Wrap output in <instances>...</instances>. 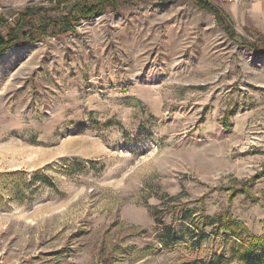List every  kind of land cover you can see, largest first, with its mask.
<instances>
[{
  "label": "rangeland",
  "instance_id": "1",
  "mask_svg": "<svg viewBox=\"0 0 264 264\" xmlns=\"http://www.w3.org/2000/svg\"><path fill=\"white\" fill-rule=\"evenodd\" d=\"M60 2L0 0V31L32 6L66 15ZM251 3L213 4L234 37L196 0H145L0 56L5 264H183L264 237Z\"/></svg>",
  "mask_w": 264,
  "mask_h": 264
},
{
  "label": "trees",
  "instance_id": "2",
  "mask_svg": "<svg viewBox=\"0 0 264 264\" xmlns=\"http://www.w3.org/2000/svg\"><path fill=\"white\" fill-rule=\"evenodd\" d=\"M61 1L62 2L56 5L52 12H57L61 7L65 8L69 4L71 7L69 10L67 9L68 12L66 15L56 17V19L48 18L47 15H44L45 18H40L41 14L49 13L45 11V8H36L32 6L21 11L17 16L15 27H8V33L6 35L0 31V56L16 47L39 42L48 36V31L51 30L52 27L58 29V31L62 33L73 31L74 25L72 18H76L75 16L77 15L78 18L82 20H93L106 14L108 9L115 10L125 3L133 1L142 3L145 0H93L92 2L88 0ZM174 1L176 0H157V2L162 4H168ZM196 1L202 10L215 16L218 24L230 37H234L231 27L227 24L223 11L219 10L213 4L203 2L202 0ZM37 17L40 20L38 23H35ZM229 221V214L224 213L220 216L218 222L223 228L234 226L229 225ZM195 238H197L196 235ZM198 239L200 242H203L205 237L198 236ZM181 240L182 238L173 239L169 244L182 242ZM234 262H238L239 264H264V237H250L248 244L244 246L232 245L229 248L228 257L222 254H214L209 259L185 260L183 264H231Z\"/></svg>",
  "mask_w": 264,
  "mask_h": 264
},
{
  "label": "crops",
  "instance_id": "3",
  "mask_svg": "<svg viewBox=\"0 0 264 264\" xmlns=\"http://www.w3.org/2000/svg\"><path fill=\"white\" fill-rule=\"evenodd\" d=\"M179 1V0H176ZM180 1H185V0H180ZM223 5V4H222ZM221 4L218 5V7L222 6ZM251 14L256 18V19H262V23L264 22V0H254L251 3ZM235 9L236 6H233ZM207 12V11H205ZM209 13V12H208ZM211 14V13H210ZM261 33V32H259Z\"/></svg>",
  "mask_w": 264,
  "mask_h": 264
},
{
  "label": "built area",
  "instance_id": "4",
  "mask_svg": "<svg viewBox=\"0 0 264 264\" xmlns=\"http://www.w3.org/2000/svg\"><path fill=\"white\" fill-rule=\"evenodd\" d=\"M59 0H48V2L56 4ZM203 2H207L210 4H239L241 3L242 0H202ZM252 2L254 0H251ZM4 10L0 5V13H2ZM13 22V18L8 20V23H12ZM0 264H5L4 263V259L2 257V254L0 253Z\"/></svg>",
  "mask_w": 264,
  "mask_h": 264
}]
</instances>
